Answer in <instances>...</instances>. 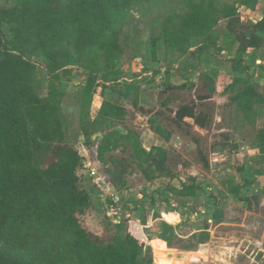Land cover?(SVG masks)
<instances>
[{
  "label": "trees",
  "instance_id": "1",
  "mask_svg": "<svg viewBox=\"0 0 264 264\" xmlns=\"http://www.w3.org/2000/svg\"><path fill=\"white\" fill-rule=\"evenodd\" d=\"M0 1L14 2L8 8L0 6V264H153L151 248L132 232L128 221L119 222L115 233L105 231L102 235L79 224L78 216L89 208L91 199L80 187L77 170L82 157L66 142L60 114L63 93L55 84L70 77L73 69L85 76L78 90L80 135L84 145L90 146L92 137L100 134L95 137L96 158L106 166L105 174L117 191L127 187V176L135 170L146 182L170 174V156L165 148L151 146L146 151L136 131L127 130L124 135L115 129L116 124L123 126L129 115L124 103L143 114L138 93L141 75L125 80L118 67L136 59L121 30L132 11L151 6L152 0ZM216 1L210 0L207 5L191 2L188 13L168 15L159 35L148 40L146 57L157 63V54L162 50L173 48L183 55L196 46L190 55L197 56L211 45L218 47L211 35L224 20L225 34L237 43L230 60L232 69L242 74L233 77L223 94L247 123L254 125L255 108L264 105V96L249 74L245 56L248 51L264 48V15L258 20L249 15L241 19L239 7L253 12L258 0H225L219 10L213 5ZM5 25L10 37L3 31ZM32 59L40 61L49 78L46 98L35 91ZM159 74L160 70H154L149 82ZM200 78L205 93H198L195 100L181 101L174 93L192 90L195 85H176L171 82L169 70L164 71L158 98L163 99L161 105L176 129L207 130L213 122L214 106L209 102L216 93L215 78L207 74ZM97 89L102 96L112 89L118 99H103L92 117L90 107ZM174 103H178L176 107H172ZM158 115L148 118L149 129L168 143L172 132L161 125ZM254 148L263 160L264 127L256 133ZM115 152L126 156L117 157ZM202 160L208 167V161ZM250 185L244 182V186ZM244 186L236 185L232 191L238 193ZM165 190L184 206L188 199L197 198L201 186L195 177H189L179 187L169 185ZM252 198L257 199L256 195ZM177 213H163L162 217L174 224L179 218ZM175 229L164 223L162 236L150 241L156 258L171 246L166 236H174ZM198 234V243H206L210 237L208 225L204 224Z\"/></svg>",
  "mask_w": 264,
  "mask_h": 264
},
{
  "label": "rangeland",
  "instance_id": "2",
  "mask_svg": "<svg viewBox=\"0 0 264 264\" xmlns=\"http://www.w3.org/2000/svg\"><path fill=\"white\" fill-rule=\"evenodd\" d=\"M209 1L152 0L151 6L132 11L121 30L127 44L133 48L136 59L125 61L118 68L125 80L141 75L138 78V93L143 114L134 110L128 102L124 103L129 115L124 125L116 124L115 129L124 135L127 130L136 131L141 146L146 151L151 146L165 148L170 156V174L164 173L155 180L146 182L140 172L135 170L127 176V187L117 191L120 197L117 205L112 204L93 184L92 171L97 175L107 176L106 166L96 158L95 146L98 140L95 137H100V134L92 137L90 146L84 145V139L80 135L78 90L84 85L85 76L73 69L70 77L55 83L57 90L63 93L60 114L66 127V142L71 143L82 157L77 175L80 187L89 193L91 199L89 208L78 216L79 224L91 233L102 235L105 231L115 233L119 222L128 221L127 225L132 228V232L151 248L153 264H264V159L261 160L258 151H253L256 133L264 127V105L255 108L256 122L250 125L239 109L229 103L228 95L223 94L233 77L242 74L235 73L232 69L230 60L237 43L229 40V36L225 34L226 22L220 21L211 35L218 47L211 45L200 55H190L196 49L193 46L183 55L176 53L173 48L167 52L162 50L157 54V63L146 57L148 40L159 35L162 22L168 15H184L189 12V3L201 2L207 5ZM223 1L225 0H217L213 5L219 10ZM13 3L0 1V6L8 8ZM239 10L242 11L244 20L248 15L254 20L261 19L264 15V0H258L253 12L245 13L243 7H239ZM3 31L10 37L6 25ZM245 60L250 67L249 74L252 75L253 82L259 85L258 90L264 96V48L256 52L248 51ZM31 62L36 69L33 82L35 91L39 97L46 98L49 78L40 61L32 59ZM156 69L160 70V74L154 78V82H149ZM166 69L170 72L172 83L178 85L187 82L195 85L192 90L174 93L181 101H189L198 93H205L201 74L214 76L216 93L209 102L214 106V119L207 130L197 127L179 130L170 123L168 118L171 116L161 105L163 99L158 98ZM103 99L115 101L118 95L108 89L102 96L101 90L97 89L90 107L92 117L97 114ZM177 104L174 103L172 107ZM154 114H159L161 125L172 132L168 143L161 141L149 129L148 118ZM186 122L192 123L187 119ZM234 144L237 149H233ZM114 155L126 156L119 152ZM202 159L208 161V167L203 166ZM132 168L135 169V166ZM189 177L197 179L201 191L195 200L188 199L187 204L179 206L165 188L169 185L179 187ZM245 181L251 185L244 186ZM236 185L244 187L235 193L232 189ZM253 195H256V200L252 198ZM163 213H177V223L166 222L162 217ZM164 223L176 227V231L174 236L167 234L171 246L156 258L150 241L162 236ZM204 224L208 225L210 237L206 243L199 244L196 237Z\"/></svg>",
  "mask_w": 264,
  "mask_h": 264
},
{
  "label": "built area",
  "instance_id": "3",
  "mask_svg": "<svg viewBox=\"0 0 264 264\" xmlns=\"http://www.w3.org/2000/svg\"><path fill=\"white\" fill-rule=\"evenodd\" d=\"M241 15V10H239ZM242 19V18H241ZM93 174V184L103 193L104 196L109 198L112 204L117 205L120 202V197L117 190L113 187L107 176L96 174L95 171H92Z\"/></svg>",
  "mask_w": 264,
  "mask_h": 264
},
{
  "label": "crops",
  "instance_id": "4",
  "mask_svg": "<svg viewBox=\"0 0 264 264\" xmlns=\"http://www.w3.org/2000/svg\"><path fill=\"white\" fill-rule=\"evenodd\" d=\"M247 12H249V10H247V11L245 10V13H247ZM250 12H251V11H250ZM241 13H242V11H241ZM101 103H102V101H101ZM101 103L99 104V108H100ZM187 120H189V119H187ZM148 150H149V149H148ZM253 151H256V152H257V149L254 148Z\"/></svg>",
  "mask_w": 264,
  "mask_h": 264
},
{
  "label": "water",
  "instance_id": "5",
  "mask_svg": "<svg viewBox=\"0 0 264 264\" xmlns=\"http://www.w3.org/2000/svg\"><path fill=\"white\" fill-rule=\"evenodd\" d=\"M233 149H237V145L236 144L233 145Z\"/></svg>",
  "mask_w": 264,
  "mask_h": 264
}]
</instances>
